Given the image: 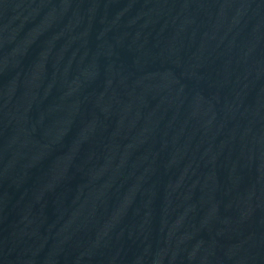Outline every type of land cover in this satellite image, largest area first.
<instances>
[{
    "label": "water",
    "instance_id": "water-1",
    "mask_svg": "<svg viewBox=\"0 0 264 264\" xmlns=\"http://www.w3.org/2000/svg\"><path fill=\"white\" fill-rule=\"evenodd\" d=\"M0 264H264V0H0Z\"/></svg>",
    "mask_w": 264,
    "mask_h": 264
}]
</instances>
